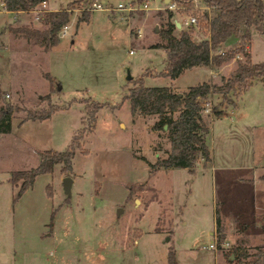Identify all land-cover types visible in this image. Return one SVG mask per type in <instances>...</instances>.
<instances>
[{
  "label": "rangeland",
  "instance_id": "1",
  "mask_svg": "<svg viewBox=\"0 0 264 264\" xmlns=\"http://www.w3.org/2000/svg\"><path fill=\"white\" fill-rule=\"evenodd\" d=\"M94 1L102 0L40 5L70 14L67 33L45 50L11 29L45 27L42 12L40 18L34 10L16 16L0 0V89L20 107L11 130L0 133V264H170L171 249L177 264H235V254L226 252L237 245L252 252L264 242V76L230 91V99L207 96L202 113L211 161L200 158L195 172L155 167L170 151L169 131L157 113H133L124 96L133 78L165 65V50L155 46L164 42L158 12L165 9L157 7L165 0H150L152 8L131 14L92 10ZM83 12L91 13L89 20L79 21ZM174 18L190 28L185 14ZM242 30L251 36L252 61L264 60V33ZM193 35L205 34L196 28ZM233 37L227 48L242 41L241 34ZM237 58L245 56L219 67L193 66L176 78L145 75L144 82L178 92L203 81L220 84ZM30 108L55 110L23 121ZM80 129L72 169L64 172L57 163L19 194L22 181L11 180L13 171L36 166L40 151L66 149ZM67 175L74 179L71 195L64 189ZM217 213L226 231L222 247L217 228L211 233ZM215 238L217 248L206 247Z\"/></svg>",
  "mask_w": 264,
  "mask_h": 264
},
{
  "label": "trees",
  "instance_id": "2",
  "mask_svg": "<svg viewBox=\"0 0 264 264\" xmlns=\"http://www.w3.org/2000/svg\"><path fill=\"white\" fill-rule=\"evenodd\" d=\"M43 0H3L6 9L12 12L31 11ZM211 6L209 10L196 11L199 22L190 25V28L179 27L175 21L176 10H159V34L164 42L156 43L166 52L165 65L161 70L147 72L133 78L134 85L129 87V92L124 96L128 99L133 113H157L161 123L169 131L171 148L166 157L158 158L155 167H186L190 172H195L200 158L205 164L212 160L211 149L207 141L210 132L209 123L203 116V107L197 101L211 93H221L224 99H230L229 93L235 88L245 90L251 85L255 77L264 76V60L252 61V55L247 50V42L251 36L243 33V27H255L264 33V0H202ZM90 12H83L79 21L89 20ZM42 19L45 27L19 24L11 26L13 32L21 34L29 41L50 50L60 42V30L70 20L68 9L44 10ZM202 29L204 36L196 38L194 29ZM241 34L238 46L227 48L230 39ZM242 53L245 59L237 58V66L232 73L223 78V81L214 83L203 81L191 85L185 92L175 91L171 86H147L144 82L145 75L178 77L182 71L197 65H211L219 67L234 59ZM52 81L55 80L49 73L45 74ZM0 133L11 130L12 116L20 107L5 99L0 89ZM55 109L34 110L29 109L23 118L45 119L51 116ZM179 111L177 116L170 113ZM220 115L221 111L216 110ZM157 126V125H156ZM84 129L78 130L71 144L64 150L46 149L39 152L40 160L36 166L13 171L11 180L14 183L22 181L19 189L21 194L42 172L53 171L57 163H62V170L68 172L73 167V157L76 150L82 145ZM264 177V175H262ZM216 228L219 233V247L226 236L225 227L216 214ZM235 254V264H242L246 259L248 264H264V242L256 245L250 252L244 246H234L227 255ZM170 264H177L174 250H170ZM245 259V260H244Z\"/></svg>",
  "mask_w": 264,
  "mask_h": 264
},
{
  "label": "built area",
  "instance_id": "3",
  "mask_svg": "<svg viewBox=\"0 0 264 264\" xmlns=\"http://www.w3.org/2000/svg\"><path fill=\"white\" fill-rule=\"evenodd\" d=\"M103 2L104 0L92 2L91 9L94 10V9L108 8L111 10L125 11L126 13L131 14L138 10H148L152 8L150 5V0H121L116 6H104ZM46 4H47V0H43L41 3L37 4L32 9L37 12L36 18H40V13L45 10L44 8L39 7V6L40 5L46 6ZM157 8L172 9V10H176L177 12H181L185 14V16L187 17L185 21L188 25H197L199 22V18H198L196 11L207 9L210 12L211 6L207 5L202 0H167V1L165 0V4ZM175 21L176 23L180 22L181 26L183 25V22L180 21L178 18H175ZM68 28H69V25L65 24L60 30V36H64L67 33ZM141 33H142V30L138 28V35L140 36ZM134 51H135L134 49H130V53H133ZM197 101L202 105L203 110H204L205 105L209 104L208 102L209 100L207 97L198 98ZM202 101H205V102H202ZM205 109L208 110L209 107H206ZM216 235H219V233L217 232ZM217 245H218V242H216V238H215L206 247L216 249Z\"/></svg>",
  "mask_w": 264,
  "mask_h": 264
},
{
  "label": "water",
  "instance_id": "4",
  "mask_svg": "<svg viewBox=\"0 0 264 264\" xmlns=\"http://www.w3.org/2000/svg\"><path fill=\"white\" fill-rule=\"evenodd\" d=\"M177 25L180 27L181 26V23L180 22H177ZM132 77H133V75L129 72L128 78L131 79ZM73 180L74 179L71 176H69V175H67V176L64 177V189H65V191H66V193L68 195H71V193H72V183H73Z\"/></svg>",
  "mask_w": 264,
  "mask_h": 264
},
{
  "label": "crops",
  "instance_id": "5",
  "mask_svg": "<svg viewBox=\"0 0 264 264\" xmlns=\"http://www.w3.org/2000/svg\"><path fill=\"white\" fill-rule=\"evenodd\" d=\"M4 5V3H3ZM51 10H56V9H52L50 8ZM3 10L7 11L8 13H15V15H20V13H23L24 11H20V12H12V11H9L8 9L5 8V6L3 7ZM26 12H31V11H26ZM138 28H140L142 30V35H143V26H139ZM183 72V71H182ZM225 112H222L221 114H224ZM251 178V177H250ZM252 179V178H251ZM256 219H259V217L256 216ZM214 232H216V226L214 227V230L211 231L212 234H215Z\"/></svg>",
  "mask_w": 264,
  "mask_h": 264
}]
</instances>
